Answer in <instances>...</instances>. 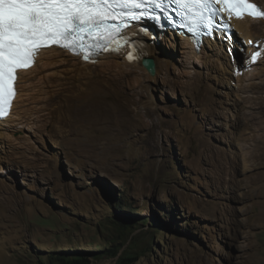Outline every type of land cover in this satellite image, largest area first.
Listing matches in <instances>:
<instances>
[{
  "label": "rangeland",
  "instance_id": "374dc122",
  "mask_svg": "<svg viewBox=\"0 0 264 264\" xmlns=\"http://www.w3.org/2000/svg\"><path fill=\"white\" fill-rule=\"evenodd\" d=\"M235 31L213 63L170 36L158 77L67 74L0 142V264H264V54L242 82Z\"/></svg>",
  "mask_w": 264,
  "mask_h": 264
},
{
  "label": "snow or ice",
  "instance_id": "6c2138e0",
  "mask_svg": "<svg viewBox=\"0 0 264 264\" xmlns=\"http://www.w3.org/2000/svg\"><path fill=\"white\" fill-rule=\"evenodd\" d=\"M225 10L237 18H264V10L249 0H0V119L10 114L18 71L30 67L45 47L90 60L110 45H116L114 51L130 45L127 57L135 59L141 41L127 35L128 29L144 21L163 28L164 19L179 23L199 48L201 38H215L217 30L229 38L230 25L221 23ZM136 34L147 35V27ZM259 55L258 50L250 59Z\"/></svg>",
  "mask_w": 264,
  "mask_h": 264
},
{
  "label": "bare ground",
  "instance_id": "6f19581e",
  "mask_svg": "<svg viewBox=\"0 0 264 264\" xmlns=\"http://www.w3.org/2000/svg\"><path fill=\"white\" fill-rule=\"evenodd\" d=\"M253 1L260 4V0ZM263 6L264 5H261L262 10H264ZM231 21L233 23V25L231 24L232 27L240 33L241 37L244 38V42L247 44V46L250 47L251 44L256 45L255 42H261L262 38H264V35L262 33L263 28L259 27V25L264 24V18L252 19V17H243L240 19H236L231 16ZM175 25L176 27H178V29L185 31L179 26V23H175ZM146 36L148 39V35ZM170 36L169 34H163L161 35V37L159 36L158 40H156L153 44L147 43V48L145 49L144 53L138 52L135 59H129L127 57V53L131 51L130 46H128L124 49L121 48L120 51L104 53L100 57H97L98 60L95 61L96 64L86 63L81 59L80 56L72 55L68 51L62 49H57L55 47L43 48L39 52L33 66L30 69L21 71L18 74V93L14 101L12 113L7 119L0 123V142L3 139L13 138L14 135L12 136V134L14 133H18L19 135L24 134L26 128L25 125H23L24 123L33 120H35V122L38 121L37 118L39 115L37 114L40 113V110L38 108L45 100L50 101L51 99H59L63 95L67 97V100L71 98L70 91L67 89L68 87H64V82L68 80L67 74L81 76V74L83 75L84 73H90L93 74L94 77L103 75L106 77H111L112 79L117 81L118 84H123L125 81L130 80L137 74L152 75V77L154 75V77H158L163 70L164 64L161 62L162 60L160 61L157 58V48L161 47V41L165 40L166 42L170 41V46L175 47V44L174 42H172V38ZM175 38H177V36H175ZM147 39H145V41H147ZM180 40L183 42V48L186 49V57L194 59L196 64L198 62H205L208 64L215 58L217 60L219 59V53H217L216 49L211 45H209V47L202 48L200 51H196L192 44L193 41L190 38L183 37ZM227 44H231L229 46L234 45L232 44V42ZM258 46H260V44H258ZM261 49L251 47L249 48V57H251V53L253 51L257 52L259 50L260 52V55L257 57L256 64H259L260 58L264 53V47ZM146 58L154 59V74H151L149 70L146 69V66L144 65V59ZM250 60L249 65L254 66V64ZM244 61L248 63V60L246 58ZM97 66H102V70H100V72L91 73V70L94 71ZM256 70L259 71V69H255L254 71L246 70L245 75L240 80L242 82L244 80H251L252 75H256L254 74ZM53 80H57V83H54ZM133 80L135 82V77L133 78ZM241 87L243 91V83L241 84ZM244 87L248 88V85L246 84L244 85ZM50 88H54V93L50 92ZM57 90L58 93L56 94ZM26 106L28 107L25 108ZM37 127H39V125Z\"/></svg>",
  "mask_w": 264,
  "mask_h": 264
},
{
  "label": "clouds",
  "instance_id": "9594fccd",
  "mask_svg": "<svg viewBox=\"0 0 264 264\" xmlns=\"http://www.w3.org/2000/svg\"><path fill=\"white\" fill-rule=\"evenodd\" d=\"M235 35H236V31H235ZM258 43H260V42H258ZM253 46H254V48H257L254 44H253ZM252 46V47H253ZM254 52V51H253ZM242 54H244V56H245V58H250L249 57V52L247 51H244V52H242ZM252 54H254V53H251V56H252ZM263 58H264V55H263ZM256 61H257V59H256ZM256 61H252L251 60V62L254 64V66H251V65H249V60H248V63L247 62H245L244 61V59L242 60V65H244L245 66V68H246V65L248 66V68H246V70H252V71H254L255 69H260L261 67V65H262V63H260L261 61H262V57L260 58V64L258 65V64H256ZM264 61V60H263Z\"/></svg>",
  "mask_w": 264,
  "mask_h": 264
},
{
  "label": "trees",
  "instance_id": "16d2710c",
  "mask_svg": "<svg viewBox=\"0 0 264 264\" xmlns=\"http://www.w3.org/2000/svg\"><path fill=\"white\" fill-rule=\"evenodd\" d=\"M121 217H120V221L122 224L124 225H131V220L128 217H125L127 213H120ZM71 263H76V264H89L90 261L87 258H82L79 260H75V262H71Z\"/></svg>",
  "mask_w": 264,
  "mask_h": 264
},
{
  "label": "water",
  "instance_id": "95a60500",
  "mask_svg": "<svg viewBox=\"0 0 264 264\" xmlns=\"http://www.w3.org/2000/svg\"><path fill=\"white\" fill-rule=\"evenodd\" d=\"M154 59H150V60H145L144 61V65L146 66V68L149 70V72L151 74H154L155 72V64H154Z\"/></svg>",
  "mask_w": 264,
  "mask_h": 264
}]
</instances>
